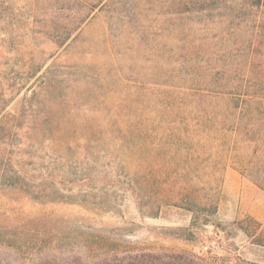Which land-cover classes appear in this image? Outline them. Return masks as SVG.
<instances>
[{"label":"rangeland","instance_id":"1","mask_svg":"<svg viewBox=\"0 0 264 264\" xmlns=\"http://www.w3.org/2000/svg\"><path fill=\"white\" fill-rule=\"evenodd\" d=\"M6 1L31 6L16 12L23 13L21 23L0 32V140L22 141L11 128L17 121L42 127L41 134H29L38 151L82 153L87 139L94 159L118 152L124 170L138 180L139 195L105 185L87 192L48 183L34 189L0 160V264H264V190L230 161L214 172L209 153L191 149L195 139L185 132L194 121L184 107L156 103L172 95L141 80L149 64L139 63L136 71L130 64L113 68L97 21L76 43L59 48L37 32L50 23H33L27 9L35 0ZM73 62L81 64L68 76L75 83L64 73L59 77L58 69L45 70ZM46 71L57 78L30 101ZM145 75L150 79L151 71ZM172 124L182 132L171 134ZM211 173L216 179L206 184ZM206 193H215L217 207L203 222L206 214L197 204Z\"/></svg>","mask_w":264,"mask_h":264},{"label":"trees","instance_id":"2","mask_svg":"<svg viewBox=\"0 0 264 264\" xmlns=\"http://www.w3.org/2000/svg\"><path fill=\"white\" fill-rule=\"evenodd\" d=\"M29 5L14 7L0 0V32L21 23L23 13L16 16V12ZM27 10H32L33 23H45L48 18L50 24L39 26L37 32L59 48L76 43L97 21L102 26L100 42L113 68L119 71L130 64L136 71L139 63H148L141 69V80L162 86L172 95L156 103L187 109L194 123L186 124L185 135L194 137L193 151L202 147L209 153L207 166L215 172L223 168V160L230 161L264 190V0H35V7ZM37 38L33 37L36 48ZM80 65L52 63L45 70L58 69L59 77L64 73L68 79L70 70ZM46 72L37 89L30 90V101L57 78ZM68 80L76 81L72 76ZM70 99L76 100V95ZM54 125L60 129L59 123ZM11 128L14 139L22 141L7 145L1 139L0 160L34 189L48 183L66 192H87L105 185L122 195H139L138 180L124 170L126 163L116 158L117 151L114 158L94 159L87 139L82 153L58 147L38 151L29 134H41L42 127L17 121ZM168 128L173 135L182 132L174 124ZM51 129L49 125L48 134ZM106 152L101 149L103 157ZM215 177L211 173L206 184ZM203 197L197 206L206 214L203 222H208L216 211L217 196L206 193ZM253 240L262 242L260 237Z\"/></svg>","mask_w":264,"mask_h":264}]
</instances>
